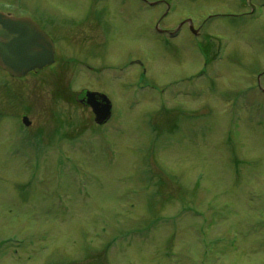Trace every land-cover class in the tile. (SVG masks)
Segmentation results:
<instances>
[{
  "label": "rangeland",
  "instance_id": "374dc122",
  "mask_svg": "<svg viewBox=\"0 0 264 264\" xmlns=\"http://www.w3.org/2000/svg\"><path fill=\"white\" fill-rule=\"evenodd\" d=\"M0 10L57 46L26 77L0 68V264H264V0Z\"/></svg>",
  "mask_w": 264,
  "mask_h": 264
},
{
  "label": "water",
  "instance_id": "95a60500",
  "mask_svg": "<svg viewBox=\"0 0 264 264\" xmlns=\"http://www.w3.org/2000/svg\"><path fill=\"white\" fill-rule=\"evenodd\" d=\"M55 62V45L29 17H14L0 12V66L21 77ZM86 101L95 113V121L104 123L111 116L112 104L105 94L87 92ZM23 122L29 125L28 117Z\"/></svg>",
  "mask_w": 264,
  "mask_h": 264
},
{
  "label": "flooded vegetation",
  "instance_id": "af4514ba",
  "mask_svg": "<svg viewBox=\"0 0 264 264\" xmlns=\"http://www.w3.org/2000/svg\"><path fill=\"white\" fill-rule=\"evenodd\" d=\"M24 15H29V16H31L39 25H40V27L44 30V31H46L52 38H53V36L50 34V32L48 31V29H46V28H44V26L40 23V20H39V18L37 17V16H35V15H33L32 13H29V14H22L21 16H24ZM44 23H46V22H44ZM71 26V25H70ZM73 26V25H72ZM64 31V30H63ZM66 31V30H65ZM144 76L145 75H147V73H146V69L145 68H143V73H142ZM87 90H84V91H82V93L80 94V98H79V100H83L84 99V95H85V92H86ZM80 103H82L84 106H87L84 102H81L80 101Z\"/></svg>",
  "mask_w": 264,
  "mask_h": 264
}]
</instances>
